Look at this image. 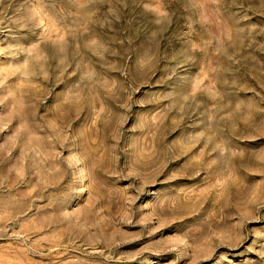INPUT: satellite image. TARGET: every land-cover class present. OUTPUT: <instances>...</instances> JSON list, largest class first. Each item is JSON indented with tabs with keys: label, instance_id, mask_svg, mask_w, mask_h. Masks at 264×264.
<instances>
[{
	"label": "rangeland",
	"instance_id": "374dc122",
	"mask_svg": "<svg viewBox=\"0 0 264 264\" xmlns=\"http://www.w3.org/2000/svg\"><path fill=\"white\" fill-rule=\"evenodd\" d=\"M0 264H264V0H0Z\"/></svg>",
	"mask_w": 264,
	"mask_h": 264
}]
</instances>
